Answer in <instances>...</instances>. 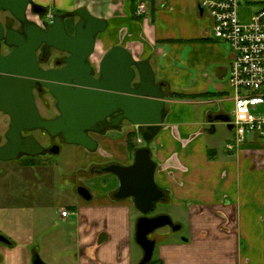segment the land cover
I'll list each match as a JSON object with an SVG mask.
<instances>
[{"label":"crops","instance_id":"0c3cea01","mask_svg":"<svg viewBox=\"0 0 264 264\" xmlns=\"http://www.w3.org/2000/svg\"><path fill=\"white\" fill-rule=\"evenodd\" d=\"M32 1L48 13L85 7L106 20L108 29L98 36L92 58L100 61L112 47L123 46L136 61H149L157 84L164 85L168 115L149 147L165 203L182 210L179 214L186 219L188 232L182 239L160 236L156 263L264 264V140L249 136L227 155L210 142V135L227 126L224 118L233 117L232 54L227 44L215 38L213 21L199 10L198 1L147 0L148 11L141 20L134 10L138 0ZM172 93L189 98L173 99ZM133 132L140 134L130 124L91 134L99 149L90 152L77 146L76 176L92 166L131 165L134 155L128 137ZM81 180L87 186V177ZM91 180V201L78 195L61 207L73 213L62 219L73 223L70 244L76 264H138L142 259L140 250L134 249L135 221L141 213L132 199L114 197L119 180L113 174ZM33 209L22 202L1 205L0 198V234L11 241L0 244V264H33L35 253L50 252L48 237L37 236L44 225L35 222Z\"/></svg>","mask_w":264,"mask_h":264},{"label":"water","instance_id":"95a60500","mask_svg":"<svg viewBox=\"0 0 264 264\" xmlns=\"http://www.w3.org/2000/svg\"><path fill=\"white\" fill-rule=\"evenodd\" d=\"M30 11L36 15L48 12L32 0H0V112L11 120L6 143L0 140V161L61 152L59 145L46 149L34 136L24 137V132L43 131L51 138L61 137L68 145L96 152L99 143L91 134L117 130L125 121L138 128L147 146L135 150L131 165L113 163L104 171L119 180L114 197L132 199L141 213L135 234L144 253L139 264H150L157 246V240L150 236L165 227L173 232L182 229L169 215L150 216L158 203L166 200L156 181L157 163L149 147L168 115L164 85L157 84L149 61H136L123 46L112 47L95 69L91 58L98 36L107 31L108 23L87 8L55 15L53 22L42 24L29 18ZM3 12L10 13L22 29L5 26L1 19ZM71 19H78L74 35L68 31L67 20ZM4 47L13 50L5 55ZM42 47L44 58L50 48L67 53L65 66L59 70L42 69L38 56ZM38 88L48 89L54 98L57 117H42L35 95ZM116 114L109 128L101 127ZM224 121L233 130L231 119L227 117ZM77 193L86 201L93 199L85 186L79 187ZM0 243L10 245L11 241L0 234ZM33 264L46 263L35 253Z\"/></svg>","mask_w":264,"mask_h":264},{"label":"rangeland","instance_id":"374dc122","mask_svg":"<svg viewBox=\"0 0 264 264\" xmlns=\"http://www.w3.org/2000/svg\"><path fill=\"white\" fill-rule=\"evenodd\" d=\"M264 7V0H239V18L242 23H251L254 16ZM29 18L35 20L39 24L41 21L39 16H33L29 12ZM78 19L67 20V24L74 32ZM218 40V39H217ZM220 41V40H218ZM98 52L97 55H99ZM60 57L56 52L50 60V64H54V59ZM101 61V60H100ZM100 61L97 57H93L91 62L95 69H98ZM37 103L41 115L47 119L52 118L57 114L55 100L49 93L47 96L37 97ZM232 117V115H231ZM10 117L0 112V140L6 142L5 134L10 126ZM125 126H130L129 122L122 123ZM43 147L49 149L53 144L59 145L61 152L59 154L45 153L39 155L33 167L24 166L25 156L14 161H0V198L2 204H19L22 202L27 207H32L31 214L35 222L42 223L43 230L37 236L44 235L48 237L46 240L50 252L41 255L46 264H76L72 245L70 244L73 229L71 221H63L61 217V207L69 206L72 201L78 198L77 187L82 183L76 178L75 169L77 167V146L66 144L61 138L53 141L49 135L43 131H35L31 134ZM142 140V136L137 134L130 143L133 147L146 145ZM212 146H216L219 153L227 155L232 152L228 149L229 144H236V135L233 130H230L226 125L221 126L216 135H210ZM54 146V145H53ZM132 153V152H131ZM133 154V153H132ZM134 155V154H133ZM25 158V159H24ZM108 174V173H106ZM92 173H87V188L92 189ZM86 185V184H85ZM104 185V184H102ZM21 201V202H20ZM88 202V201H87ZM182 210L169 206L165 202H160L157 205L153 215L160 214L169 215L174 223L183 226L181 231L173 232L170 227H165L157 230L150 238L156 239L157 242L163 239L162 235H171L175 239H182L187 235L186 219L180 216ZM137 214V213H136ZM136 217V215H135ZM70 217L69 220H72ZM135 221V225H136ZM51 240H64L60 244L55 242L51 244ZM68 243V245H67ZM1 244V243H0ZM158 245V244H157ZM134 249L140 250L139 256L142 259L141 249L134 243ZM139 252V251H138ZM40 255V254H39ZM141 260H139L140 263ZM157 250L150 264H157ZM138 263V264H139Z\"/></svg>","mask_w":264,"mask_h":264},{"label":"built area","instance_id":"2783aa9c","mask_svg":"<svg viewBox=\"0 0 264 264\" xmlns=\"http://www.w3.org/2000/svg\"><path fill=\"white\" fill-rule=\"evenodd\" d=\"M197 1L199 10L213 21L215 38L231 49L229 81L235 92L231 124L236 144H229L228 149L234 151L249 136L264 140V7L251 23L245 24L239 18V0ZM147 11V2L138 0L136 16L144 17ZM53 19L54 14L48 13L41 24L51 23ZM60 214L63 219L73 215L68 209Z\"/></svg>","mask_w":264,"mask_h":264},{"label":"flooded vegetation","instance_id":"af4514ba","mask_svg":"<svg viewBox=\"0 0 264 264\" xmlns=\"http://www.w3.org/2000/svg\"><path fill=\"white\" fill-rule=\"evenodd\" d=\"M30 13H31L33 16H39V19H40L41 22H42L43 19H44V17H43L44 14H46V13H44V14L36 15L33 11H30ZM47 14H48V12H47ZM61 14H63V13H57V14H54V16H55V15H61ZM1 19H2L3 23L5 24V26H13V27H15V28H17V29H19V30L22 29V25H21L20 23H18L16 20H14L13 17H12V15H11L10 13H8V12H3V13H1ZM68 26H69V25H68ZM68 31H69V34L74 35V32L70 29V27H68ZM43 47H44V46H43ZM43 47L41 48V50H40L39 53H38L40 67H41L42 69H44V70H59V69H61V68H63V67L65 66V63L63 62V60L69 56L67 53H63V52H60V51L55 50L54 48H50L48 56L44 58V57L42 56V53H43ZM12 50H13V49H10V48H7V47H4V48H3V54L6 55V54L10 53ZM54 52L58 53V54L60 55V57L55 58V59H54V64L51 65L49 62H50V60H51V58H52ZM35 95H36V99H37V97L39 98V97H41V96H47V95H49V91H48V89H46V88H44V89H42V90H41L40 88H38V89L35 90ZM56 110H57V109H56ZM58 115H59V112H58V110H57V114H56L54 117H52V118H47V119H53V118L57 117ZM117 115H118V114L114 115L112 118H109L108 121H106L105 123H103V124L101 125V127H102V128H109V127L111 126V124H112V120H113ZM42 117H43V116H42ZM43 118H44V117H43ZM34 132H35V131H34ZM34 132H24L23 135H24V137H29V136H32L31 134L34 133ZM49 137H50V136H49ZM50 138H51V137H50ZM57 138H61V137H56V138H51V139H52L53 141H56ZM61 139H62V138H61ZM5 143H6V142H5ZM5 143H2V144H5ZM53 145H55V144H53ZM53 145H52V146H53ZM45 148H46V147H45ZM23 157H24V156H23ZM111 164H113V163H111ZM108 165H110V164L103 165V166H92V167L90 168V170L87 171V173H92V174H93V177H91V178H94V177H96V176H103L104 174L107 173V172L104 171V168L107 167ZM87 173H86V174L81 173L80 176H75V177L78 178L79 181L82 183V186H85V187H87V186L84 184V182L81 180V178H83V176H84V177H87ZM108 174H111V173H108ZM81 176H82V177H81ZM115 177H116V176H115ZM116 178H117V177H116ZM80 185H81V184H79V186L77 187V190H78L79 187H81ZM89 190H90L91 193H92V189H89ZM118 190H119V187H118V189L113 193L114 196H115V194L118 192ZM77 194H78V193H77ZM92 195H93V193H92ZM151 215H153V214H151ZM151 215H150V216H151ZM155 240H156V239H155Z\"/></svg>","mask_w":264,"mask_h":264},{"label":"trees","instance_id":"16d2710c","mask_svg":"<svg viewBox=\"0 0 264 264\" xmlns=\"http://www.w3.org/2000/svg\"><path fill=\"white\" fill-rule=\"evenodd\" d=\"M135 1V3H136V1L137 0H134ZM144 1H147V0H144ZM135 12H136V5H135ZM61 13V12H60ZM136 14V13H135ZM47 15V13L46 14H44V18H45V16ZM136 19L137 20H141L142 18L141 17H136ZM171 98H173V99H187V98H189V96H186V95H183V94H179V93H172L171 94V96H170ZM137 135V133H135V132H133V133H131L130 135H129V137H128V146H129V149H130V151L134 154V152H135V150H136V148L135 147H133V145L130 143V140L131 139H133L135 136ZM40 156H36V157H29V156H25V161H24V166H27V167H33L34 166V162H36V159L37 158H39Z\"/></svg>","mask_w":264,"mask_h":264}]
</instances>
